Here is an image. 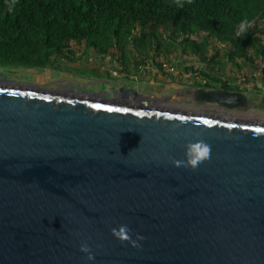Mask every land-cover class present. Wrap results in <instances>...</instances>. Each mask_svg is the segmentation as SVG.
Instances as JSON below:
<instances>
[{
    "label": "water",
    "instance_id": "1",
    "mask_svg": "<svg viewBox=\"0 0 264 264\" xmlns=\"http://www.w3.org/2000/svg\"><path fill=\"white\" fill-rule=\"evenodd\" d=\"M234 89L190 94L246 110ZM138 94L0 79V264H264V120ZM197 141L206 159L172 163ZM122 223L139 248L112 237Z\"/></svg>",
    "mask_w": 264,
    "mask_h": 264
},
{
    "label": "trees",
    "instance_id": "2",
    "mask_svg": "<svg viewBox=\"0 0 264 264\" xmlns=\"http://www.w3.org/2000/svg\"><path fill=\"white\" fill-rule=\"evenodd\" d=\"M243 19L251 27L237 36ZM166 26L201 54L220 43L231 46L230 62L264 64V0H0V66L52 69L72 42L101 44L104 53L133 34L138 45L159 50L157 33ZM195 33L200 41L191 38Z\"/></svg>",
    "mask_w": 264,
    "mask_h": 264
},
{
    "label": "crops",
    "instance_id": "3",
    "mask_svg": "<svg viewBox=\"0 0 264 264\" xmlns=\"http://www.w3.org/2000/svg\"><path fill=\"white\" fill-rule=\"evenodd\" d=\"M133 43L131 40L130 45L134 47L138 41L134 45ZM175 44L177 45V43ZM79 45L80 43H70L69 51L76 49L79 60L69 63L71 65L82 64L92 72H89L90 77L84 76L77 81L68 82L67 85L70 89L111 96L113 89L134 88L139 93L135 98L142 94L145 100H149L148 102H157L184 90L182 89L183 85L193 83L192 77H194L193 81H199L206 77L238 88L234 90L245 94L248 107L237 114L264 120V79L261 75L264 64L260 59H256L255 64L240 60L231 63L226 53L223 56L210 53L206 56L202 55L198 60L196 56L194 59L184 58L183 52L176 51L177 54H175L168 50L163 51L161 48L157 50L154 44L151 51L148 49L147 55L134 51V48L130 46L129 50L110 47L104 53H96L92 49L91 55L85 56L84 53L80 54ZM125 53L129 54L126 59ZM63 57L61 56L59 59L66 63ZM213 58H216L217 61L219 59L221 64L216 63L212 67H208L205 61L211 63ZM195 63L201 65L196 64L194 67ZM164 64L167 68L163 67ZM204 67L207 72H210L209 74L204 72ZM112 71L117 72V75H112ZM51 73H53L52 69H50V77ZM68 88L59 90H68Z\"/></svg>",
    "mask_w": 264,
    "mask_h": 264
},
{
    "label": "rangeland",
    "instance_id": "4",
    "mask_svg": "<svg viewBox=\"0 0 264 264\" xmlns=\"http://www.w3.org/2000/svg\"><path fill=\"white\" fill-rule=\"evenodd\" d=\"M258 21H257V24L260 25L262 23V21L261 20H258ZM168 28L169 27L166 26L164 28L165 31L159 30L157 33V35L159 37V41H160V46H161L160 48L163 51L168 50L171 53L175 52V54H177L176 51L179 53L183 52L184 58L190 57V58L194 59L196 56V58H198V60H199V58L202 55L206 56L207 54L209 55L210 53L218 55V56L219 55L223 56V55H225L227 50L229 48H231L230 45L214 43V45H212V46H207V47L204 46V48H205L204 50H206V51L205 52L201 51V52H204L203 54H201L200 50L202 48L197 47L198 50L197 49L194 50V48H192L191 45H187V44L183 43V37L184 36L179 37V38H175V36L177 34L175 32H172L171 31L172 29L170 30ZM138 38H139V34H133L128 40L126 38L125 39L120 38L119 41H117L119 44L118 47L116 45L113 47L118 48L119 50H129V47L131 46L130 41L132 40V43L134 42L133 43V45H134L137 43ZM191 38L194 41H200L201 40L200 35L197 33L191 35ZM113 41H114V39L112 40V42ZM175 43H177V45ZM203 44H205V43L203 42ZM100 45L97 44V46L95 48V46L90 45L89 42L81 41L78 48H80L79 49V51L81 52L80 54L84 53L85 56H90L92 49L96 53L97 52L102 53L101 51H99L102 48ZM131 47H133V46H131ZM133 48H134V51L142 52L144 54L146 53V55H147L148 48L142 47L138 44L135 45ZM150 51H151V48H150ZM125 52H127V51H125ZM64 54L65 55L63 58H65L66 63H64L63 60H61L59 58H54V62L52 65L53 66L52 67L53 73H51V77H50V67L45 68V69H24V68H7V67H2V66H0V76L4 75V76L8 77L9 80L15 81L17 83L34 85V86H38L41 88L54 89V90L66 89V88H68V85H67L68 82H71L74 80L77 81L80 78H83L84 76H88V77L91 76V74L89 72H92V71H89L82 64L81 65H71L69 63L70 61L76 62L79 60L76 49L70 50L69 53L65 52ZM105 54H107V53H105ZM124 56L126 59V57H129V54L125 53ZM205 63L208 64V67H212L216 63L221 64L220 60L218 59V61H217L216 58H213L211 60V63H209L208 61H205ZM231 63H234V62H231ZM196 64H198V63H195L194 67ZM199 65H201V64H198V66ZM237 66L238 65H236V67ZM203 70H205L204 71L205 73L207 72L205 67ZM219 70H221V69H219ZM171 71H173V69ZM207 73L209 74L210 72H207ZM57 77H59V78L57 79ZM193 78L194 77L191 78L192 82H193ZM59 80L65 82V83L62 84ZM56 81H58V83H56Z\"/></svg>",
    "mask_w": 264,
    "mask_h": 264
},
{
    "label": "clouds",
    "instance_id": "5",
    "mask_svg": "<svg viewBox=\"0 0 264 264\" xmlns=\"http://www.w3.org/2000/svg\"><path fill=\"white\" fill-rule=\"evenodd\" d=\"M179 6V5H178ZM252 21L243 19L237 26L236 35L241 36L245 30L251 27ZM210 146L204 141L190 142L185 145V158L183 160H174L172 163L176 166L183 165L191 168H195L198 163L202 162L209 156ZM110 234L114 239L119 242H127L132 248H139L140 241L144 239L142 235L136 233L133 235L127 224H119L116 227L109 229ZM81 253H85V259L89 262L94 261L93 252L90 250L87 242L82 241L79 244V249Z\"/></svg>",
    "mask_w": 264,
    "mask_h": 264
},
{
    "label": "flooded vegetation",
    "instance_id": "6",
    "mask_svg": "<svg viewBox=\"0 0 264 264\" xmlns=\"http://www.w3.org/2000/svg\"><path fill=\"white\" fill-rule=\"evenodd\" d=\"M207 73V72H206ZM0 79H6L9 80L8 77L2 75L0 76ZM15 82V81H13ZM184 87L182 91L174 94L169 95L163 100H158L157 102H152L153 104L157 103L158 105H167L172 106L176 108H182L187 109L191 111H197L202 113H212V114H221V115H238L237 113H240L242 111L239 110H230L222 106H218L215 104H206L202 102H195L193 101V95L190 94L192 91L198 90V89H234V87L227 85L226 83L218 82L214 79L206 78L201 79L199 81H193V83L188 85H183ZM238 89V88H237Z\"/></svg>",
    "mask_w": 264,
    "mask_h": 264
},
{
    "label": "built area",
    "instance_id": "7",
    "mask_svg": "<svg viewBox=\"0 0 264 264\" xmlns=\"http://www.w3.org/2000/svg\"><path fill=\"white\" fill-rule=\"evenodd\" d=\"M163 67L167 68L166 64H164ZM171 70H172V69H171ZM112 75H117V72L112 71Z\"/></svg>",
    "mask_w": 264,
    "mask_h": 264
}]
</instances>
